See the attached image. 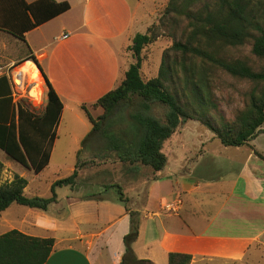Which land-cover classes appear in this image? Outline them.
<instances>
[{"label": "crops", "instance_id": "obj_1", "mask_svg": "<svg viewBox=\"0 0 264 264\" xmlns=\"http://www.w3.org/2000/svg\"><path fill=\"white\" fill-rule=\"evenodd\" d=\"M25 1L32 4L38 0ZM143 1L76 0L80 19L64 18L74 7L68 1L71 7L67 12L24 33L25 41L0 31L11 37L15 49H24L19 55L0 54V66H11L34 55L64 104L60 123L71 103L80 109L85 104L92 114L91 105L116 88L134 62L126 54L134 37L143 28L148 30L155 22L149 18L157 20L169 0H151L152 10L143 9ZM2 14L13 22L17 11H0ZM41 77L47 98L48 89L42 74ZM102 113L103 110L99 116ZM76 116L79 118V114ZM262 135L264 132L245 145L247 148H237L245 151L235 157L237 173L233 178L210 176L216 167L212 158L193 171L188 168L191 163L187 166L181 160L172 175L167 150L173 135L164 144L168 164L163 171L153 172L148 178L140 174L128 176L132 185L124 192L129 198V212L115 192L101 198L78 197L70 192L61 195L57 188V202L48 211L29 207L24 210L26 206L12 204L0 215L16 212L17 222L11 223L9 231L16 229L29 236L55 239L46 264H123L130 212L140 216L139 235L131 246L140 260L169 264L170 253H184L192 256L191 264H263L264 145L257 143ZM205 155L208 154H199L194 161L200 165ZM0 161L4 165L2 182H11L19 175L28 181L26 196H52V185L59 179L48 181L49 197L39 184L48 167L35 174L5 153L0 155ZM177 198L183 201L179 213L167 212L164 205Z\"/></svg>", "mask_w": 264, "mask_h": 264}, {"label": "trees", "instance_id": "obj_2", "mask_svg": "<svg viewBox=\"0 0 264 264\" xmlns=\"http://www.w3.org/2000/svg\"><path fill=\"white\" fill-rule=\"evenodd\" d=\"M70 7L68 1L38 0L28 4L25 0H0V11H17L13 22L5 14L0 16V31L25 41L24 33ZM165 33L171 37L172 45L163 52L158 76L145 81L141 71L143 50ZM248 43L252 54L264 60V0H169L158 23H153L145 34L134 37L129 47L134 62L124 80L91 105L94 109L101 108L102 115L94 118L88 106H81L92 124L93 134L83 143L84 149L94 141L105 144L104 153L91 160H105L114 151L119 162L128 163L131 169L137 170L139 166L161 172L168 164L165 142L188 120L205 123L226 147L248 145L264 125V67L256 70L248 59L228 55L230 48ZM26 60L34 61L44 78L47 103L41 114L31 112L15 102L10 78L1 75L0 149L9 159L40 174L50 163L64 104L36 57L30 55ZM216 71L251 83L247 104L232 122L216 124L211 120L210 109L216 108L211 80ZM135 101L131 121L123 130H114L116 122H112V116ZM152 104L166 107L164 119L151 113ZM87 164V161L78 162L71 176L53 183L52 196L42 198L25 195L28 181L24 177L15 175L11 182H2L4 165L0 161V214L12 204L48 211L57 202L56 189L64 186L74 189L79 171ZM113 187L117 200L129 212V198L121 185L110 184L105 190ZM130 216L123 264H153L138 259L132 251L131 246L139 235L140 216L136 212H130ZM54 243V238L33 237L16 229L0 234V264H46ZM191 262L189 254H169V264Z\"/></svg>", "mask_w": 264, "mask_h": 264}, {"label": "rangeland", "instance_id": "obj_3", "mask_svg": "<svg viewBox=\"0 0 264 264\" xmlns=\"http://www.w3.org/2000/svg\"><path fill=\"white\" fill-rule=\"evenodd\" d=\"M68 1L72 2L74 7L64 18L70 16L74 19H80L81 12L76 0ZM143 4V9L152 10L151 0H144ZM160 14L161 12L157 17V20L156 18L155 20H152L154 17L149 18L152 21L151 23L155 21L154 23L157 24ZM145 29L143 28L141 30L142 34L147 32ZM166 31H168V29ZM20 45L24 47L21 42ZM171 45L172 39L167 33H165L156 42L149 44L144 48L142 53L143 63L141 71L145 81L158 76L163 52ZM21 50L24 52V49H21L20 47L17 49L14 48V43L9 35L0 33V54L19 55ZM126 51L128 58H131L132 61H134L132 52L129 51V49ZM228 55L234 59H248L256 70H260L264 67V60H259L252 54L251 45L249 43L241 47L230 48ZM25 61L26 60L21 59L15 62L13 67L10 69V72L20 71L25 64ZM7 70L8 69H4V71ZM30 83L31 80L28 79L27 85ZM42 87H44L43 81ZM250 88L251 83L246 80L232 77L221 71L214 72L211 80V89L216 108L210 109L212 116L211 120L216 124H220L222 122H232L235 120L237 114L243 110L247 104V95ZM43 91H45V88H43ZM15 101L17 103H22L31 112L41 114L46 106L47 98L45 92L42 98H37L32 95L31 90L24 96L23 94L17 96ZM136 103L137 101H135L132 105L129 104L112 116V122H116L114 130H123L126 127L127 122L131 121L130 114L134 111ZM166 110L165 106L152 104L151 113L160 119H164ZM91 111L92 115L97 118L102 112V109H92ZM73 112H75V114ZM76 113L79 114V118L76 116ZM263 132L264 129H261L259 135ZM91 135H93L92 124L88 120L86 114L78 106L71 103L70 109L66 110L63 120L58 127V138L53 151L51 164L40 177L39 184L43 186L42 193H44L46 197L51 196L48 183L53 179H61L71 176L76 169V164L81 161H87L88 164L79 171L77 185L74 189H72L71 186H64L63 188H60L59 193L61 195L64 193L69 195L70 192V195L78 197L101 198L105 195L108 196L114 193L116 190V188L113 187L106 191L105 188L107 185L119 184L123 187V189H125L128 185H132L129 180L131 178L128 176H133L135 174V176H137L140 174L143 177L148 178V176L153 173L152 169L149 167L138 166L137 170L131 169L128 163L119 162L114 151H111L112 154H110L108 158H105V160L104 158L96 159L94 161L91 160L93 156L99 153H104L103 150L105 146L104 142L97 143L94 141L90 142L91 144L84 149L83 143L89 139V136ZM172 140L173 143L169 145L167 150L170 158V165L172 167L171 169L173 171L172 175L176 172V167L180 165L181 160L182 162L184 160L185 163H183L185 165H187V163L188 165L191 163L190 166H187L193 171L194 168H202L204 164L209 161V158H212L214 159L213 162H216L214 163L216 167H213V172L209 173L210 176L214 175L223 176L224 178H233L234 174L237 173V166L234 164L236 161L235 159L238 158V156L243 155L242 152L245 151V149L237 151V148L222 145L205 123L195 120H188L187 122L181 124L172 137ZM257 143L264 145V135L257 139ZM244 148L247 147L245 146ZM80 151L81 153L79 155ZM205 153L208 155H205V159L200 165L197 162L198 160L194 161L199 154L204 155ZM1 154H4V152L0 149V155ZM177 161L179 162L177 163ZM198 175L199 170L197 172L196 169L194 176L197 177ZM34 184H38V181ZM106 192H109V194H106ZM27 209L28 207H24V210ZM16 215V212L12 210H10L9 213H5L3 217L0 215V234L8 232L13 221L17 222L15 221Z\"/></svg>", "mask_w": 264, "mask_h": 264}, {"label": "built area", "instance_id": "obj_4", "mask_svg": "<svg viewBox=\"0 0 264 264\" xmlns=\"http://www.w3.org/2000/svg\"><path fill=\"white\" fill-rule=\"evenodd\" d=\"M31 63L33 66V69L39 70L37 65L34 63L32 60H26L25 64ZM14 64L11 66H0V76L3 74H6L10 78V83H11V88H12V94L14 97V100L16 99L17 96L20 94L26 95L28 92L32 90L34 87L35 83H28L29 76L25 73H21L20 71L17 72H10V69L13 67ZM4 69H8L7 71H4ZM41 76V75H40ZM42 78V77H41ZM44 91L43 87H41V92H40V98L43 97ZM16 102V101H15ZM183 201L181 198H177L174 201L168 202L164 205V209L171 213V214H178L181 207H182Z\"/></svg>", "mask_w": 264, "mask_h": 264}, {"label": "bare ground", "instance_id": "obj_5", "mask_svg": "<svg viewBox=\"0 0 264 264\" xmlns=\"http://www.w3.org/2000/svg\"><path fill=\"white\" fill-rule=\"evenodd\" d=\"M32 66L33 65L31 63L24 64L20 72L27 74L31 80V83H35L32 89V95L39 98L42 87V81L40 77L41 74L39 70L33 69Z\"/></svg>", "mask_w": 264, "mask_h": 264}]
</instances>
